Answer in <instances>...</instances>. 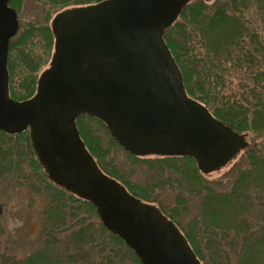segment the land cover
Instances as JSON below:
<instances>
[{"label": "water", "instance_id": "95a60500", "mask_svg": "<svg viewBox=\"0 0 264 264\" xmlns=\"http://www.w3.org/2000/svg\"><path fill=\"white\" fill-rule=\"evenodd\" d=\"M190 0H103L58 13L54 52L35 94L9 97V38L18 20L0 0V128L30 127L50 178L90 200L103 223L122 236L143 264H201L186 237L158 207L105 174L86 148L75 119L103 120L138 155H189L209 173L248 142L187 95L181 71L162 37ZM1 212V207H0Z\"/></svg>", "mask_w": 264, "mask_h": 264}, {"label": "trees", "instance_id": "16d2710c", "mask_svg": "<svg viewBox=\"0 0 264 264\" xmlns=\"http://www.w3.org/2000/svg\"><path fill=\"white\" fill-rule=\"evenodd\" d=\"M40 1L50 5V14L102 0ZM210 1L191 0L185 4L175 21L163 31V38L181 71L188 95L204 104L215 118L235 131L253 136V143L245 149L242 157L246 167H238L229 188L220 190L216 187L218 183L207 182L191 156L149 159L129 154L151 167L172 166L182 178V181L177 180L180 190L185 188L190 197L198 198L200 220L197 217L183 222L180 210L188 211L186 201L190 197L178 195L175 207L169 211L163 206L160 208L183 231L202 264H264V0ZM9 4L19 12L22 0H10ZM48 20L38 27L32 26V22L23 23L10 40L7 66L10 94L15 99L24 100L35 93L41 68L51 58L54 34ZM216 28V35H211ZM91 121L107 128L102 120L88 114H81L76 124L100 168L135 196L154 201L151 196L157 193L155 188L167 183L166 179L149 186L125 180L121 169L105 161L110 148L120 144L108 130V147L103 146ZM29 148L33 157L29 164L34 171L32 174L35 176V171L40 172L38 175L42 176V181L51 182L30 140ZM15 156L11 146L0 147V177L17 173V178L26 179L24 167H20V161H15ZM177 161H182L183 170L174 167ZM55 188L50 194L51 211L49 209L45 215L49 217L52 212L55 217V212L61 213V221L54 225L53 218H48L50 225L43 226L44 244L40 257H47V251H54L53 247L60 244L61 239H54L55 236L80 225L83 234L77 232L74 239L81 241L83 247L87 246L80 263L129 264L135 261V264H143L124 238L102 222L90 200L62 186L56 185ZM215 207L222 208L215 210ZM81 213H88L87 217H81ZM93 215L99 224L97 229L86 222ZM53 226L62 229L54 231ZM95 233L101 236L100 243H97ZM93 257L95 261L91 260Z\"/></svg>", "mask_w": 264, "mask_h": 264}, {"label": "rangeland", "instance_id": "374dc122", "mask_svg": "<svg viewBox=\"0 0 264 264\" xmlns=\"http://www.w3.org/2000/svg\"><path fill=\"white\" fill-rule=\"evenodd\" d=\"M212 1L214 0L210 2ZM49 7L50 5L40 0H22V5L18 12L19 29L23 23L27 22H32L31 24L34 27L44 25L49 17L48 22L51 24V20L56 12L48 14ZM46 16H48L47 19ZM216 32H218L217 28L211 31V35L215 36ZM39 51L42 52V47L39 48ZM47 65L48 63H45L41 70L47 67ZM233 84H236L235 80H233ZM91 125L96 130V135L101 138V144L107 148L109 143L107 138L108 129L96 121H91ZM247 138L250 143H253V136L251 134H248ZM8 146H11L13 149L16 155L15 161L18 163L20 161L19 165L20 167H24L25 174L29 180H27V177L26 179L17 178V173L0 177V207L2 208L0 212V264H24L25 262H27L25 264H55V262L57 264H68L70 262L72 264H91L89 261L80 263L83 258V250L87 248L85 245L83 247V244L80 243L81 241L78 242L74 239L77 232H82V226L80 225H77L74 229H70L71 227L67 228L66 231L55 236L54 239H61L60 244L53 247L54 251H47V257L42 258L39 256L44 244L43 226L50 225L51 218L55 221L54 225H57L56 222L61 221V213L55 212V217L52 215V212L49 217L48 214L45 215L46 211L48 212L49 209L51 211L52 198L50 194H52V191H55L56 185L50 181H42V176L39 177L38 175L40 172L35 171V176L32 174L34 171L30 168L29 164L30 158L33 157L29 148L28 133L22 134V137L12 136L11 138L0 134V147L4 149ZM20 151L22 152L21 156L19 155ZM241 155L221 169L204 174L207 182L214 185L218 183L216 187L220 190L228 189L234 179L237 168L246 167V163L242 159L244 152ZM160 157L151 155L141 158L155 159ZM105 161L107 163H114L117 168L121 169L122 177L132 184L138 183L142 186H149L156 182L162 183L166 179L165 182L167 183L160 184V187L155 188V192L157 193L152 194L151 198H154V201L150 202H153L157 206H163L167 211L171 207L176 206L178 195L186 198L190 197L185 188H182L183 191L180 190L181 188L177 180L182 181V178L177 172L175 173L172 170V166L162 164L151 167L144 161L135 160L121 146L110 148ZM181 166H183L182 161H177L176 165H174L176 169L181 168ZM161 169H164V171L161 172ZM181 170H183V167ZM30 177L32 180H30ZM49 187L51 188L48 189ZM188 199L186 201L188 211L185 212V210L180 208V214L185 223L192 218H200L198 198L192 196ZM221 208L215 207V210H221ZM86 214L81 213V217L82 215L83 217H87ZM223 219H225V215H223ZM86 222H89L95 229L99 227L94 215L90 219L87 218ZM47 228L49 227L47 226ZM58 228H54V231ZM94 237H96L97 243L101 242V236L98 237L97 233L94 234ZM92 259L95 261L94 257ZM129 264H135V261H130Z\"/></svg>", "mask_w": 264, "mask_h": 264}, {"label": "flooded vegetation", "instance_id": "af4514ba", "mask_svg": "<svg viewBox=\"0 0 264 264\" xmlns=\"http://www.w3.org/2000/svg\"><path fill=\"white\" fill-rule=\"evenodd\" d=\"M26 129V128H25ZM0 134H3L4 136H20V135H22V134H26L28 131H27V129L26 130H24V131H22V132H20V133H16V132H11V133H8V132H5V131H2V130H0ZM28 134H29V132H28ZM28 140H30V138H28Z\"/></svg>", "mask_w": 264, "mask_h": 264}]
</instances>
